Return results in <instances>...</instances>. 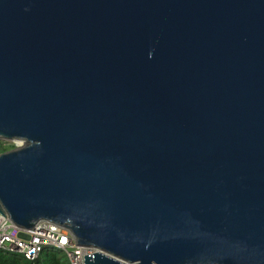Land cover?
Here are the masks:
<instances>
[{
  "label": "water",
  "instance_id": "1",
  "mask_svg": "<svg viewBox=\"0 0 264 264\" xmlns=\"http://www.w3.org/2000/svg\"><path fill=\"white\" fill-rule=\"evenodd\" d=\"M0 136L84 264H264V0H0Z\"/></svg>",
  "mask_w": 264,
  "mask_h": 264
},
{
  "label": "built area",
  "instance_id": "2",
  "mask_svg": "<svg viewBox=\"0 0 264 264\" xmlns=\"http://www.w3.org/2000/svg\"><path fill=\"white\" fill-rule=\"evenodd\" d=\"M20 139L0 136V148H7L6 151L19 148L26 143ZM4 214L0 213V253H17L36 264L45 248H56L66 253L69 264H84L85 255L98 250L95 246L78 244L72 231L60 223L41 219L26 228L16 224L7 212Z\"/></svg>",
  "mask_w": 264,
  "mask_h": 264
},
{
  "label": "trees",
  "instance_id": "3",
  "mask_svg": "<svg viewBox=\"0 0 264 264\" xmlns=\"http://www.w3.org/2000/svg\"><path fill=\"white\" fill-rule=\"evenodd\" d=\"M6 151L7 148H0ZM36 264H69L67 255L65 257L57 252L45 248L40 257L36 259ZM0 264H32V261L17 253H0Z\"/></svg>",
  "mask_w": 264,
  "mask_h": 264
},
{
  "label": "rangeland",
  "instance_id": "4",
  "mask_svg": "<svg viewBox=\"0 0 264 264\" xmlns=\"http://www.w3.org/2000/svg\"><path fill=\"white\" fill-rule=\"evenodd\" d=\"M24 144H25V143H24ZM24 144H22V145H20V146H23ZM55 249H56V248H51L50 250L57 252L59 255H61V256H63V257L66 256V253H65L63 250H61V249H57V250H55Z\"/></svg>",
  "mask_w": 264,
  "mask_h": 264
},
{
  "label": "bare ground",
  "instance_id": "5",
  "mask_svg": "<svg viewBox=\"0 0 264 264\" xmlns=\"http://www.w3.org/2000/svg\"><path fill=\"white\" fill-rule=\"evenodd\" d=\"M21 139H22V138H21ZM21 139H20V141H23V140H21ZM24 142H25V141H24ZM19 143H22V142H19ZM55 250H57V249H55Z\"/></svg>",
  "mask_w": 264,
  "mask_h": 264
}]
</instances>
